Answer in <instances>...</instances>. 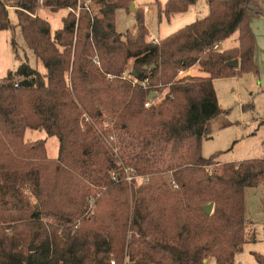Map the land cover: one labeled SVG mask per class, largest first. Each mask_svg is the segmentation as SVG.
<instances>
[{"label":"trees","instance_id":"obj_1","mask_svg":"<svg viewBox=\"0 0 264 264\" xmlns=\"http://www.w3.org/2000/svg\"><path fill=\"white\" fill-rule=\"evenodd\" d=\"M134 1L96 0L100 13L78 18L79 0H18L13 24L0 0V31L19 27L46 68L23 60L0 79V264H233L258 240L246 188L264 185V158L221 162V151L206 158L202 149L212 121L229 112L215 79L259 74L250 23L264 16V0H208L206 16L158 43L147 39L142 10L136 32L117 30V11ZM196 1L159 7L171 17ZM41 7L70 9L63 27L52 32ZM236 33L238 46L216 49ZM195 65L205 75L178 77ZM134 77L149 84L135 87ZM27 128L57 136L58 156L43 139L26 142ZM121 132L119 165L107 143Z\"/></svg>","mask_w":264,"mask_h":264},{"label":"rangeland","instance_id":"obj_2","mask_svg":"<svg viewBox=\"0 0 264 264\" xmlns=\"http://www.w3.org/2000/svg\"><path fill=\"white\" fill-rule=\"evenodd\" d=\"M94 1L96 2V0ZM167 1L135 0L133 2L136 6L135 12L142 10L145 14L147 6L151 7V12L145 16V22L150 31L147 35L148 41L158 43L160 39L180 30L209 13L208 0H197L196 4L192 5L187 12L167 17L163 11H159V6H161V9H164ZM6 3L11 5L14 1L6 0ZM40 3H42V0H40ZM92 4L93 8L91 13L99 14L101 5L98 3L94 4V2ZM76 10L78 12V16L77 14L76 16L79 18L83 9L78 8ZM68 12H70V9L52 11L47 7H41L39 15L50 22L52 32H55L63 26V18ZM135 12L129 9H120L117 11L116 25L119 32L123 34H126L128 30L136 32L134 27L137 23ZM9 15L12 23L17 24L18 16L16 7L12 6L9 8ZM250 25L256 39L255 62L259 67V74L250 72L241 77L215 79L214 84L219 104L223 109H228L229 112L220 114L212 121L210 137L203 141L202 153L206 158L211 157L219 151L222 152L218 157V160L221 162L237 161L247 158H264V16L253 18ZM235 36L237 37V33ZM155 39L157 41H154ZM12 40L18 50L17 52L13 48ZM232 42L233 38L228 40L225 46H230ZM18 54L20 56L19 58L17 57ZM23 60H28L31 66L37 68L40 72H46L43 63L37 60L36 56L27 48L19 27L0 31V79L5 77L10 71H17ZM133 62L134 59H131L124 73L125 75L130 76V71L133 69ZM193 67L187 68V70H191L192 75H205L204 72L200 71L199 67ZM185 75H178V77ZM165 92L167 91L165 90ZM85 123L93 124V121L90 119L89 121L86 120ZM81 127L84 128L82 125ZM126 138L127 135L124 133L121 136L118 135L116 141H114L115 143H107L115 159H118L119 155L122 159L125 158L123 143ZM40 139L46 141L48 156L50 158H56L59 154L60 147L57 136H51L46 131L40 129H26L24 135L26 142ZM127 180L132 185V179ZM135 183L137 186L141 183L143 184V179L139 177ZM263 197L264 185L246 188L247 217L250 220L258 221L259 240L255 243L245 245L241 254H243L245 262L250 261L252 264H259L254 253L264 255ZM96 199L97 196H93L91 203L86 201L89 210H93ZM91 213L88 215L91 216ZM209 259H212L209 264H217L215 259ZM207 261L208 259L206 263Z\"/></svg>","mask_w":264,"mask_h":264},{"label":"built area","instance_id":"obj_3","mask_svg":"<svg viewBox=\"0 0 264 264\" xmlns=\"http://www.w3.org/2000/svg\"><path fill=\"white\" fill-rule=\"evenodd\" d=\"M93 2H94V4H96V2L94 0H79V7L78 8L79 9H85L91 13L92 8H93V4H92ZM76 14L78 16L77 11H76ZM154 41H157V40L155 39ZM222 47H223L222 45H216V49H218V50H222ZM185 74H191V70L189 71L185 68H180L178 71V75L181 76V75H185ZM132 79H133V81H132L133 86H135V87H140V85L147 86L149 84V79H145L141 82L139 80H137L135 77ZM16 86H18L17 83H16ZM150 104H151V101H147L145 105L149 106ZM116 161H117V164L121 165V163H122L121 161H118V159H116ZM131 170L132 169H128V168L125 169V173L128 175V179H131V172H132ZM112 263L115 264V261H112Z\"/></svg>","mask_w":264,"mask_h":264},{"label":"crops","instance_id":"obj_4","mask_svg":"<svg viewBox=\"0 0 264 264\" xmlns=\"http://www.w3.org/2000/svg\"><path fill=\"white\" fill-rule=\"evenodd\" d=\"M5 3H6V0H3ZM14 1V5L13 4H11V5H8L7 3H6V5L8 6V8H10V7H12V6H14V7H16V5H17V2H18V0H13ZM197 2V1H196ZM194 4H196V3H194ZM193 4V5H194ZM159 11L161 12V10H160V8H159ZM151 12V7H148L147 6V9H146V11H145V16H146V14H149ZM200 19V18H199ZM63 27V26H62ZM61 27V28H62ZM60 29V28H59ZM121 33V32H120ZM121 34H123V33H121ZM236 34H234L230 39H232L233 38V42L231 43V45L230 46H225V43L228 41V40H230V39H228V40H226V41H224L223 43H222V46H223V48H231V47H236V46H238V40L236 41V38L238 39V34H237V37L235 36ZM236 37V38H235ZM154 38V37H153ZM255 54H256V49H255ZM256 56V55H255ZM195 67H199V65H195L193 68H195ZM259 68V67H258ZM241 160H243V159H241ZM237 161H239V160H237ZM228 162V161H227ZM246 212H247V207H246ZM250 220V219H249ZM251 221V227H253L256 231H258V226H257V222L258 221H254V220H250ZM259 233V232H258ZM259 236V235H258ZM258 240H259V238H258ZM257 240V241H258ZM256 241V242H257ZM248 243H255V242H248ZM248 243H246V244H244V246H243V248L241 249V251L237 254V256H236V262H235V264H252L250 261H248V262H245V258L243 257V254H241V252L243 251V249H244V247H245V245H247ZM212 259H208V261H207V263L206 264H209V262L211 261Z\"/></svg>","mask_w":264,"mask_h":264},{"label":"water","instance_id":"obj_5","mask_svg":"<svg viewBox=\"0 0 264 264\" xmlns=\"http://www.w3.org/2000/svg\"><path fill=\"white\" fill-rule=\"evenodd\" d=\"M130 10H131L132 12H135V10H136V6H135L134 3L131 4V6H130ZM228 64H229L230 66H232V67H238V66H239V60H238V59L231 60V61L228 62ZM155 96H156V93H152V94L150 95V98H154ZM213 206H214V203H210V204L204 206V210H205L208 214H210V213L212 212ZM35 249H36V246L34 245V243H32V244L29 246V250H30V251H34ZM95 264H97V263H95Z\"/></svg>","mask_w":264,"mask_h":264}]
</instances>
